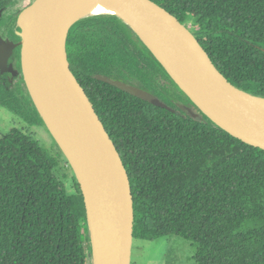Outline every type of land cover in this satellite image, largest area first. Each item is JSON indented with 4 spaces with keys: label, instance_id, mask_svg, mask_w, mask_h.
<instances>
[{
    "label": "trees",
    "instance_id": "obj_1",
    "mask_svg": "<svg viewBox=\"0 0 264 264\" xmlns=\"http://www.w3.org/2000/svg\"><path fill=\"white\" fill-rule=\"evenodd\" d=\"M15 1L0 0L2 33L18 30ZM151 1L190 29L229 83L264 97V0ZM66 53L127 171L133 239L194 241L195 264H264V150L184 113L174 101L187 96L114 15L75 22ZM96 75L137 82L172 110ZM4 76L0 105L21 117L29 107L43 125L24 81L8 88ZM66 180L32 132L0 136V264H91L83 197L74 174V193Z\"/></svg>",
    "mask_w": 264,
    "mask_h": 264
},
{
    "label": "water",
    "instance_id": "obj_2",
    "mask_svg": "<svg viewBox=\"0 0 264 264\" xmlns=\"http://www.w3.org/2000/svg\"><path fill=\"white\" fill-rule=\"evenodd\" d=\"M102 3L137 35L192 106L235 138L264 150V97L241 90L215 68L190 29L151 0H33L16 18L13 44L0 37V71L20 46V67L43 124L66 158L83 197L91 264H131L133 197L121 156L70 70L66 39L74 9ZM1 16V11H0ZM153 105L172 110L148 91L96 75Z\"/></svg>",
    "mask_w": 264,
    "mask_h": 264
},
{
    "label": "rangeland",
    "instance_id": "obj_3",
    "mask_svg": "<svg viewBox=\"0 0 264 264\" xmlns=\"http://www.w3.org/2000/svg\"><path fill=\"white\" fill-rule=\"evenodd\" d=\"M32 1L33 0H16V7L26 8ZM1 31L0 29V33ZM16 33L17 30H14V36H16ZM14 39L17 38L14 37ZM13 78H22L21 73L14 75ZM168 93L169 96H172L171 92ZM165 94L166 92L163 93V95ZM162 99L164 103L167 102L165 98ZM180 101L185 102V100L182 99H180ZM25 110L27 117H21L0 105V136L13 126L32 132L35 138L39 140L45 152L59 160L61 170L66 174L67 178L65 182L66 192L74 193L76 189L72 181L73 172L71 167L67 165L68 162L66 158L51 137L45 125L38 124L35 121L37 117L32 109L26 107ZM195 249L196 243L194 241L175 235L165 236L155 240L133 239L131 246V264H195L193 258ZM88 259L91 263L90 255Z\"/></svg>",
    "mask_w": 264,
    "mask_h": 264
},
{
    "label": "flooded vegetation",
    "instance_id": "obj_4",
    "mask_svg": "<svg viewBox=\"0 0 264 264\" xmlns=\"http://www.w3.org/2000/svg\"><path fill=\"white\" fill-rule=\"evenodd\" d=\"M0 37L6 41V42H11L13 44L17 43L20 38L17 36H14V30L13 28L12 29H9L7 30V32L5 33H0ZM4 37V38H3ZM17 38V39H14ZM14 39V40H13ZM12 55V56H11ZM8 65L7 67L5 66V69H4V72H2V75L5 74L4 76V81L3 83H5L6 87L10 88V87H14L17 83H22L23 81V78H13L14 75L18 74V73H21V67H20V46H17L13 49L12 53L9 55L8 57ZM1 73V71H0ZM21 76H22V73H21ZM123 81L125 84L131 86V87H134V88H138V89H142V90H145V91H148L144 88H142L141 86L138 85V83H129V81H124V80H121ZM121 90V89H120ZM123 91V90H122ZM125 92V91H124ZM150 92V91H148ZM129 93V92H127ZM151 94H153L154 96H156L158 99H160L157 95H155L154 93L150 92ZM130 94V93H129ZM132 95V94H131ZM134 96V95H133ZM161 100V99H160ZM162 101V100H161ZM175 104L177 106L179 105H187V106H192L189 102H182L180 101L179 99H175ZM166 104V103H165Z\"/></svg>",
    "mask_w": 264,
    "mask_h": 264
},
{
    "label": "bare ground",
    "instance_id": "obj_5",
    "mask_svg": "<svg viewBox=\"0 0 264 264\" xmlns=\"http://www.w3.org/2000/svg\"><path fill=\"white\" fill-rule=\"evenodd\" d=\"M111 14L109 9L102 3L87 2L78 5L73 11V19H82L88 16Z\"/></svg>",
    "mask_w": 264,
    "mask_h": 264
}]
</instances>
